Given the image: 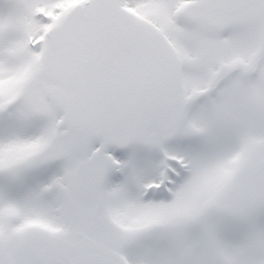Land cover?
Instances as JSON below:
<instances>
[{
    "label": "snow or ice",
    "instance_id": "6c2138e0",
    "mask_svg": "<svg viewBox=\"0 0 264 264\" xmlns=\"http://www.w3.org/2000/svg\"><path fill=\"white\" fill-rule=\"evenodd\" d=\"M0 264H264V0H0Z\"/></svg>",
    "mask_w": 264,
    "mask_h": 264
}]
</instances>
